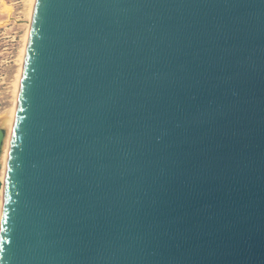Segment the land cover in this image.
<instances>
[{
    "label": "water",
    "instance_id": "water-1",
    "mask_svg": "<svg viewBox=\"0 0 264 264\" xmlns=\"http://www.w3.org/2000/svg\"><path fill=\"white\" fill-rule=\"evenodd\" d=\"M28 31L0 264H264V0H36Z\"/></svg>",
    "mask_w": 264,
    "mask_h": 264
},
{
    "label": "rangeland",
    "instance_id": "rangeland-1",
    "mask_svg": "<svg viewBox=\"0 0 264 264\" xmlns=\"http://www.w3.org/2000/svg\"><path fill=\"white\" fill-rule=\"evenodd\" d=\"M32 5L33 0H0V128L5 131L0 151L1 177L6 169L5 158L17 105L16 88L24 64Z\"/></svg>",
    "mask_w": 264,
    "mask_h": 264
},
{
    "label": "bare ground",
    "instance_id": "bare-ground-1",
    "mask_svg": "<svg viewBox=\"0 0 264 264\" xmlns=\"http://www.w3.org/2000/svg\"><path fill=\"white\" fill-rule=\"evenodd\" d=\"M35 1L36 0H33V5H32V14H33V10H34V6H35ZM31 18H32V15H31ZM29 35V34H28ZM28 40V39H27ZM26 52V50H25ZM24 52V54H25ZM24 60H25V56H24V59H23V63H24ZM22 71L23 69L21 70V73L19 75V82L17 84V92H16V98H17V103H18V96H19V90H20V83H21V77H22ZM16 110H17V105L15 106V109H14V112H13V119H12V124L14 123L13 121L15 120V114H16ZM10 141H11V138H10ZM9 146H10V143L8 145V151H7V154H6V166H7V160H8V154H9ZM5 173H6V169L4 170V173L3 174V177L0 176V179L2 180L3 182V185L5 186ZM2 184V183H1ZM3 204H4V191L2 189V185H1V188H0V221H1V218H2V209H3ZM0 225H1V222H0Z\"/></svg>",
    "mask_w": 264,
    "mask_h": 264
}]
</instances>
